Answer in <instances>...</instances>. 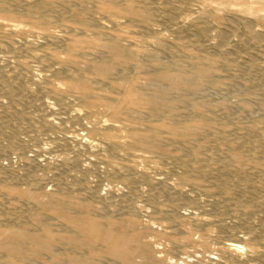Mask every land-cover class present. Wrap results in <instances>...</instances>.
<instances>
[{
  "label": "bare ground",
  "instance_id": "6f19581e",
  "mask_svg": "<svg viewBox=\"0 0 264 264\" xmlns=\"http://www.w3.org/2000/svg\"><path fill=\"white\" fill-rule=\"evenodd\" d=\"M230 3L252 16L264 14V0H230ZM59 7L65 10L64 20L58 23L59 31L45 29L39 35L47 42L57 43L61 50H43L45 43L27 38L21 42L19 38L20 45L16 49L25 53L23 51L38 48L42 52L38 59L41 57L52 72L58 73L56 75H63L65 90L73 92L75 100L83 104L84 113L81 110L75 114L63 112L67 117H62L64 115L58 111L57 115L62 116L56 117L72 120L78 125L76 135L64 134L60 141L63 146L77 143L79 147L75 145L72 157L65 155L62 158L60 152L64 149L57 142L62 150L56 151L61 154L58 157L62 161L59 162L56 156L58 163L45 159L41 165L37 156L42 145L40 148L32 144L33 147H28V142L37 140L40 135L32 127L33 119L40 120L44 130L57 128L55 118L48 116L53 110L51 103L42 99L43 112L37 113L36 117L19 108L7 109L17 122L11 126L7 123L11 118L2 120L0 133L9 126L13 129L7 136V143L0 140V156L9 159L10 152L18 150L24 163L17 171H8L13 179L25 180V184L4 182L0 177V193L22 204L19 206L22 209L20 216L0 217V264H162L168 259L159 256L161 252L156 245L164 241L174 245L191 243V233L184 227L188 223H211L209 217L198 211L203 210L211 198L221 203L236 200L238 205L245 207L240 209L241 214L247 216V236L219 247L217 250L223 258L232 257L241 263L245 250L264 258V191L253 197L239 196L264 182V149L260 148L264 143V132L260 140L248 139L264 121L251 115L234 128L249 136L247 139H226L224 131L207 117L211 107L204 109L205 104L184 93L197 92L204 80L215 74L216 61L224 60L238 66L236 52L223 45L219 52L212 53L194 39L186 40L183 45H191L195 50L180 52L177 60L165 61L149 50L146 52L148 62L142 61L140 48L129 36L121 33L120 27L122 18H125L137 21L141 29L149 28L156 17L152 0H0V11L4 12L0 15V37L14 42L12 37L15 35L32 32L24 21L14 16L12 8L29 18H41L45 24H51L49 16ZM216 8L224 10L229 7L219 3ZM245 22L252 32L248 42H262L261 34L252 29V21L247 19ZM168 41V36L164 35L157 37L155 43L165 49ZM10 42L7 50L9 47L15 49ZM182 59L187 60V65L180 63ZM27 60L16 65L6 61L9 67L17 66L12 76L6 75V71L5 75L0 74L2 80L9 81L6 93L28 96L31 87L25 78L34 83L40 79L25 73L30 65ZM60 86H46L39 91L61 100L66 91ZM261 90L264 93V88ZM74 106L78 108V104ZM247 110L251 113L249 108ZM16 129H27V139L23 137V131H18L23 138L18 137ZM80 132L84 135L78 138ZM29 148L35 153L33 157L25 154ZM82 155H86L85 158ZM149 163L155 165L148 168ZM77 167L78 174L69 182L67 177ZM41 168L45 173L51 169L52 176L47 175L42 182L36 177L39 182L34 180L33 183L30 178H34ZM90 171L95 172L96 177H104L102 180L108 178L107 182L109 179L123 180L124 187L117 184L119 182L112 183V186L117 184L119 187L112 190L108 185L109 191L105 190L109 193L106 194L101 189V180L95 184L90 180ZM248 175L254 178L246 177ZM206 179L208 185L204 183ZM185 186L191 189L187 187V190ZM192 192L196 195L188 199ZM186 203L196 211L177 216L179 205ZM146 207L153 208L152 216L150 220L143 218L141 221L139 213ZM257 208L260 209L259 216L252 217L253 209ZM157 221L162 222L167 230L157 231L154 227ZM179 233L182 234L180 238L176 235ZM149 234H154L156 240L149 238ZM209 241L206 233L202 242L208 245ZM248 245L249 249L246 248ZM206 258L210 263L215 262L212 255Z\"/></svg>",
  "mask_w": 264,
  "mask_h": 264
},
{
  "label": "rangeland",
  "instance_id": "374dc122",
  "mask_svg": "<svg viewBox=\"0 0 264 264\" xmlns=\"http://www.w3.org/2000/svg\"><path fill=\"white\" fill-rule=\"evenodd\" d=\"M219 3H224V7L228 6L229 8L224 9V10H218L216 7H217V4ZM225 3L226 4L228 3L229 5L231 4V5L229 6V5H226ZM152 6H154V9L156 11V14H155L156 17H155L154 22L149 28L141 29L140 26H138L137 21H133V20L128 21L125 18L124 19L122 18L123 24L120 27V30H122L121 33L126 36H129L130 39H132L137 45L136 47L140 48L139 58L142 61L148 62L149 57L146 55V52L149 50L156 52L165 61L177 60L179 59L178 55L180 52L187 50V49L195 50V47L191 45H188L187 47L183 45V42H185L186 40L189 41V40H194V39H198L199 43H202L203 45H205L206 50L212 53L219 52L220 48L223 45H226V47L236 52L237 55L235 57H236L238 66L235 67L232 65V63L225 62L224 60L216 61L215 65L217 68H216L215 74L211 75V77H208L206 80H204L203 85L200 87V89L197 92L195 93L184 92V93L188 98H196L197 100L205 104L204 109L211 107V112H209L207 117L210 118V120L214 121L213 123L217 124V126L219 127L218 129L220 131H224L223 136L226 139H229V140L247 139L249 136L246 137L245 133H242L241 130H234V128H236L237 125L247 120L251 115L258 117L259 119L264 121V93L261 90L262 88H264V46H261V44L264 43V16H263L264 14L261 16H252V15L246 14L238 10V7L235 4L230 3V0L229 1L228 0H152ZM12 10L14 11L13 12L14 16L24 21L25 26L28 29H30L32 32L27 33V34H22V35L19 34V35H15V37H12V39L15 40L16 43L15 41L12 42L10 38L3 37V36L0 37V43L2 44V46H0L1 48L0 58L2 57L0 60V74L5 75L4 73L6 71L7 72L6 75L12 76L15 67H17L15 65L21 60L28 59L27 61H29L30 63L28 69L30 68L31 71L27 69L28 72L27 70H25V73L26 74L30 73L29 75H34L36 78H40V79H37L38 81L34 83V82L28 81L25 78V81H27V84L31 87L30 94L27 93L28 96L26 95L18 96L17 93H10V92L6 93V89L9 88L8 87L9 81H7L6 83V80L4 79L2 80V78H0V124L2 120L4 121V119L6 120L8 118H11L10 122H8L9 120L7 121V123H9V125L11 126L17 122L16 117L12 114H8L7 109L16 110L19 108V110H22L25 112L28 111L29 114L27 112V115L29 116L34 115L36 117L37 113L41 114L40 112H43L42 111L43 108L41 104L43 100H46L47 102L51 103L53 110L48 114V116L55 118L54 119L55 125L57 126V128L59 127L60 129L54 128L48 131L44 130L41 121L40 120L38 121L37 119L35 120L33 119L34 123L31 122L32 127L38 130L40 135L37 140H33V141L29 140L28 147L30 146L33 147L32 145L38 147L39 145V148H40L42 145L41 148L43 149H41L42 151L40 152L42 155L39 153V155L41 156L39 155L37 156V158L40 161V164L42 165L45 159H48V160L51 159L52 161L49 160V162L55 164V163H58L57 162L58 159H60L59 162L62 161L61 158L58 157L60 153L62 154V155L60 154L62 158H64L63 156L65 155L72 157L73 156L72 154H74L73 149H75L76 146L77 148L79 147L77 143L76 144L72 143L73 145L72 144L69 146L66 145L68 147L67 149L65 145L64 146L62 145V141H60L61 139L64 138L65 135L66 136L71 135L72 137H73L72 135L73 133L74 135H76L75 131L78 125L72 120H68L64 118L56 119V117H61L62 115H64L62 114L63 112H67V113L70 112L68 114H75L76 112L80 113V111L78 112V110H81V113H84V110H85L84 106L82 103L79 104V101L75 100L76 98L74 97L75 95L73 92L65 90L67 86L65 84L66 80L65 81L62 80L63 75L62 76L61 74L56 75L58 73L54 71L53 73L52 69L48 66V64H46L43 61V59H40L41 57L38 59L37 56L42 53L41 51H39L38 48L28 50L27 52L23 51L25 53H22L21 50L16 49V48H18L20 45L19 41L17 42V40L22 39L20 40L21 42L24 40V38H27L31 40L34 39V41H39L41 43L42 42L45 43L43 50H55V49L61 50L60 47H58L57 43L53 41H51V43L47 42L45 38L39 35V32L45 31V29H47L48 31L51 30L54 32H58L59 31L58 23L64 20L65 10L61 9L60 7L53 10L49 16L50 19L52 20L51 24H45L41 18H29L25 16L22 11L16 10L14 8H12ZM3 14L4 12L0 11V15H3ZM247 19H250L252 21V26H253L252 29L254 28V30L257 31V33H260L261 36L263 37L262 42L258 43L254 40L248 42L249 38L252 37V34H251L252 32L250 30L251 28L245 22ZM124 21H125V24H124ZM164 35L168 36L169 41L167 43L168 45L166 46V48L161 49L160 47L156 45L155 40L157 37H162ZM39 36H41L42 38ZM8 42L14 45L15 49L18 51V52L16 51L17 54L15 53V49L11 50V48L9 47L10 51L7 50ZM13 51H14V54H13ZM7 60H10V62L15 63V65L13 64L14 68L13 66H10V67L8 66ZM180 63L181 64L186 63L185 65H187V60L182 59ZM9 68L10 70L12 69L13 70L10 71ZM34 68L37 74L34 72ZM49 70L51 72H49ZM139 74H141V72ZM59 78H61V81L59 80ZM215 79H217V81ZM32 84H35L36 88L34 87L35 85H32ZM39 84L40 86H38ZM51 85H55V86L62 85L60 87L64 86L62 89L65 90L66 92L63 93L64 95L63 97H61L62 98L61 100L55 99V97H53L52 95L46 92H43L44 93L43 95V93L39 91L41 89H45L46 86L50 87ZM36 89H37V92H36ZM32 91H33V94L31 93ZM66 97L70 101L66 100L67 99ZM75 104L76 105L78 104L77 106L78 108L74 106ZM217 104H219L220 106H217ZM39 107L41 109H39ZM247 108L251 110V113L247 112L248 111ZM58 111L62 115H57ZM7 116H10V117H7ZM62 117H67V116L64 115ZM36 120L38 122L35 123ZM61 120L63 121V123ZM11 126H9V128L3 129L0 133V140L2 141L3 144H4L3 141L8 142L9 138L7 136H9L10 131H12L11 129H13ZM259 128L260 129L257 130L254 135H252V138L249 137L248 139H252V140L259 139L260 140L261 134L264 132V124L260 123ZM14 131H16L17 134L18 133L22 134L18 131H23L22 135L25 139H27L26 137L27 129H22V130L16 129ZM61 132H65V133H61ZM19 134H18V137L20 136L22 137V135H19ZM56 134L58 135V137H59V134H61L62 137L60 135V138H58ZM80 134L81 136H77L78 138L84 135L83 132H80ZM35 141L36 143L37 141L39 142L37 144H33L35 143ZM57 142L59 144L61 143L60 146L66 147V148L62 147V149H64L65 151L61 149V147L59 146ZM207 144L211 145L210 142H208ZM70 147H72V149ZM260 148L264 149V143L260 146ZM30 149L31 148H29V150H26L25 154L28 157L29 156L33 157L35 153L32 152ZM56 149L59 152L62 150L64 153L62 151L58 153ZM69 149H71L72 151ZM10 153L9 154L11 158L9 159L4 155H2L4 158L0 156V177L3 179L4 182H16L17 180L11 177L12 174H10V171L8 170L14 171L16 169L17 171L18 167H21L20 164L24 163L23 156L20 155L17 149H13L12 152ZM56 156L58 157V159H55L57 158ZM85 156L86 155H84L82 158H85ZM91 157L94 158V156H91ZM262 158L264 159V154ZM54 160L55 162H53ZM154 165H155L154 163H151V164L149 163L146 167L150 168ZM9 167L11 169H9ZM41 169L44 170L43 168ZM41 169L36 171L37 174L36 173L35 174L37 176L33 175L34 178H30L33 181V183H34V180H36V177L37 179L41 178L40 182H42L43 181L42 178L45 179L47 175H48L47 177L52 176L50 172L51 169L49 170L47 169L46 173H45V170L42 171ZM77 169L79 171V167L72 169L70 176L67 177L69 182L73 180V176L75 174H78ZM151 172H154V171L151 170ZM94 173L93 171H90L89 175H92L90 177V180L91 179L94 180L93 184L98 183L97 181L100 182L101 180V184H102L101 189L106 194L109 193L108 187L110 185L112 186V183L119 182L117 184L120 185L121 183L120 186L124 184L123 180H121L122 181L121 182L120 180L112 181L109 179V181L107 182L108 178L102 180L104 177L103 178L96 177ZM43 174H46V175H44V177H41L43 176ZM151 174L154 176V173H151ZM71 177H72V180L70 179ZM246 177L254 178L253 175H248ZM19 181L17 182L20 184L22 183L25 184V180H23V182L21 180ZM204 183L207 185L209 184L207 179L204 180ZM117 184L116 185L113 184L114 186L109 187V189H112V190L113 188L117 189L119 187V185ZM187 187L188 186H185L186 189ZM105 189H107L108 191ZM188 189L190 190L191 188L188 187ZM262 191H264V182L262 185L255 186V187L247 189L245 192H241L239 196L243 194L245 197H250V196L253 197L258 192H262ZM0 194H1L0 196V217L4 218V216H6L5 218H7L8 216H12V217L13 216L18 217V215L20 216L22 213V209L20 208L21 207L20 205H22L21 202L19 205V201L14 199L13 197L7 196V195H4L5 196L4 197L2 193ZM190 195L192 196L188 197V199L195 196L196 192H192ZM7 197L8 199L9 197L11 198L7 200ZM201 197L202 196H200V198ZM202 198H206V197L203 196ZM12 200L15 202L14 204L12 203L13 202ZM9 201H12V202H9ZM9 205L10 207H8ZM148 208L149 207L144 208L145 212L143 210L140 211L141 213H139V216L141 217L139 218L141 219V221H144V219L145 221L150 220V216H152V214L150 213H152L153 208H149L150 210L146 211ZM241 208H245V207L240 204L238 205L236 200H228L226 203H221V202L216 201V199L211 198L203 210L202 209L198 210V211L203 212L205 217H209L212 220L211 223L207 225H195L192 223H188L186 227H184L185 229L189 230V232L191 233V236L193 239L191 243H188L185 245H174V244L169 243L168 241H164L156 245L158 250L161 252L159 256L161 255V257H165L168 259L166 262H163L162 264H176V263L214 264L215 262H216L215 264H251V263L253 264V262H255L256 264H260L262 261H264V258L251 255L246 250L245 252L247 254L246 253L243 254L241 258L242 259L241 263H238L232 257L228 259H224L221 253L217 250L219 247L224 246L226 243H229L230 241H234V240L239 239L240 237L247 236L246 234L248 231L245 225V220L247 219V216L245 214H241V210H240ZM259 210H260L259 208L255 210L253 209L252 217H257V215L259 216ZM12 211L14 214L12 213ZM194 211H196L195 208L189 205L188 203L180 204L176 211V215L177 216L189 215L191 212H194ZM8 213H10L11 215L10 214L8 215ZM240 214L242 218L240 217ZM147 217L149 219H146ZM154 223L153 224L155 226L154 225L153 226L155 227L157 231L167 230L165 228V225H163L162 222L158 223L157 221ZM206 233L208 234L210 238L208 245L202 242V238ZM176 235H178L177 237L179 238L182 237V234L180 235V233ZM149 238H151L153 241L156 240V237L154 234H149ZM246 248L249 249V245ZM207 255L214 256L215 262L210 263L209 261H207L208 260L206 258ZM255 257L256 258L258 257V258L253 259Z\"/></svg>",
  "mask_w": 264,
  "mask_h": 264
}]
</instances>
